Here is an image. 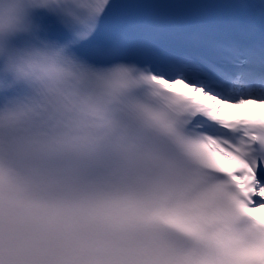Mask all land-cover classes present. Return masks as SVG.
Masks as SVG:
<instances>
[{"label": "snow or ice", "instance_id": "snow-or-ice-1", "mask_svg": "<svg viewBox=\"0 0 264 264\" xmlns=\"http://www.w3.org/2000/svg\"><path fill=\"white\" fill-rule=\"evenodd\" d=\"M213 172L264 227V0H0V264L52 259L5 187L106 209L131 240L90 264H208L181 194Z\"/></svg>", "mask_w": 264, "mask_h": 264}, {"label": "clouds", "instance_id": "clouds-1", "mask_svg": "<svg viewBox=\"0 0 264 264\" xmlns=\"http://www.w3.org/2000/svg\"><path fill=\"white\" fill-rule=\"evenodd\" d=\"M68 66L70 61L55 54L42 69L41 83L48 88L61 81L69 74ZM4 193L21 203L44 202L50 218L34 226L27 248L48 253L52 257L48 264H90L104 252L131 240L106 209L93 206L75 192L37 196L5 187ZM181 196L186 211L202 231L200 255L208 264H264V227L239 210L237 189L226 177L208 173Z\"/></svg>", "mask_w": 264, "mask_h": 264}, {"label": "bare ground", "instance_id": "bare-ground-1", "mask_svg": "<svg viewBox=\"0 0 264 264\" xmlns=\"http://www.w3.org/2000/svg\"><path fill=\"white\" fill-rule=\"evenodd\" d=\"M243 110V109H242ZM234 111L235 113H238L240 111V109H233V108H228L225 110L224 113H222L223 115H226L228 112H232ZM264 210H260V212H258V214H263Z\"/></svg>", "mask_w": 264, "mask_h": 264}]
</instances>
